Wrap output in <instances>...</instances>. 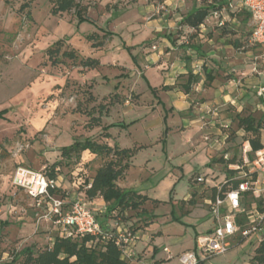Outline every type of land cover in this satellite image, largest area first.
<instances>
[{"label": "rangeland", "instance_id": "obj_1", "mask_svg": "<svg viewBox=\"0 0 264 264\" xmlns=\"http://www.w3.org/2000/svg\"><path fill=\"white\" fill-rule=\"evenodd\" d=\"M186 1V8L192 1L202 3V0ZM27 2L29 8L19 10ZM151 3L81 0L90 22L77 23L73 12L52 16L48 0H10L9 3L0 0V264L24 247L43 249L57 233L51 221L40 218L42 212L33 201L12 185L14 171L23 167L47 172L60 161L61 148L85 138L112 145L120 133L118 141L123 147H145L133 160L127 177L117 185L161 202L144 206L145 216H155L146 220L150 224L145 225L134 213L118 220L115 214L104 218V212H95L99 225L112 229L118 224L120 229L130 228L136 238L145 236L146 243L138 240L139 247L146 248L144 260L157 258L163 264H178V254L193 248L196 234L200 236L209 228L204 204L206 191L192 182L197 190L189 194L188 182L192 173H208L207 144L194 127L174 128L181 115L173 120L167 97H158V92L152 94L149 89L161 83L160 71L144 61V56L150 54L148 50L158 41L155 28L147 26L157 16L145 9ZM231 3L238 8L239 0ZM237 12L239 9L223 12L219 20L208 18L196 33L179 25L174 29V35L178 36L174 39L178 47L176 54L193 56L192 68L199 73L198 91H192L190 99L193 109L199 105L204 109L194 115L191 110L189 115L215 114L219 120L217 127L224 130L221 150L213 160L225 153L236 160L243 156L247 142L243 140V131L237 129L236 115L264 120V101L256 95L257 88L264 85V55L256 57L260 46L250 43V20L244 21V14ZM174 14L183 16L185 11L176 8ZM167 17L173 21L176 16L173 18L172 11ZM169 32L173 38V26L163 28L158 34ZM89 34H94L96 40L106 35L103 47L92 49L85 40ZM59 40L79 57L97 59L100 67L84 70L67 60L51 66L45 50ZM177 41L182 44L177 45ZM192 44L198 51L190 48ZM146 66L150 68L145 73ZM208 73L213 78L210 82L205 79ZM114 95L118 96L116 100ZM98 105L107 108L100 127L123 126L108 131L111 139L106 141L101 137L100 127L89 128L84 113L92 108L96 112ZM225 124L227 127H222ZM261 141L264 146V125ZM101 161L95 158L89 163L82 158L78 163L62 161L56 180L58 187L66 192L67 204L77 199L85 202L83 182L94 175ZM223 166L217 163L214 167L218 175L212 181L223 176L226 170ZM187 195L191 203L178 202L188 198ZM260 237L256 234L243 243H235L226 254L211 257L204 264H249Z\"/></svg>", "mask_w": 264, "mask_h": 264}, {"label": "trees", "instance_id": "obj_2", "mask_svg": "<svg viewBox=\"0 0 264 264\" xmlns=\"http://www.w3.org/2000/svg\"><path fill=\"white\" fill-rule=\"evenodd\" d=\"M231 1L232 0H202V3L198 7L192 8L182 16L179 22V28H184L196 33L214 12L223 13L230 11L229 4ZM4 2L9 3L10 0H4ZM48 2L51 5L50 14L52 16L73 12L77 23L83 21L90 22L85 15L87 8L81 4V0H48ZM29 5L30 3L27 2L23 4L19 10L23 12L29 8ZM237 13H240L239 15L244 14V21L250 20L249 15L245 11L239 10ZM26 15L28 17V13ZM105 37L106 35H103L101 40H96L94 34H89L85 37V40L90 43L92 49H99L103 47L104 40L107 38ZM193 37V35H190L189 38L193 39ZM190 48H194L195 51H198V47H194L193 44ZM45 54L51 66L54 67L66 60L76 64L84 70H95L100 67V62L97 59L89 57L81 58L74 49L68 46L64 48L63 40L55 42L50 48L45 50ZM205 79L210 82L213 78L208 73ZM198 80V76L188 73L183 86L185 92L188 93L191 85L196 84ZM149 89L152 94H156V88L149 87ZM161 90L166 91L167 88L162 87ZM113 98L116 100L118 96L114 95ZM89 99H91V97ZM94 111V108H92V110L84 112L88 117L90 129L100 127L101 118L103 114L107 112V108L104 105H98L96 112ZM234 119L237 123V129L243 131L245 134L243 140H245L250 147L251 151L249 153V158L252 159L257 151L264 149L261 141V131L264 120H256L250 115L245 117L236 115ZM113 128H123V126L121 124H110L100 127L101 137L105 141L111 139L108 131ZM231 138H234V133H231ZM143 148V146L135 145L124 148L120 147L115 142L110 145L107 142H99L92 138L74 140L70 146L60 149V161L52 164L50 168H48V171L43 174L48 179L56 180L58 168L62 165V161L78 163L82 154L88 152L90 155L94 156L95 159L102 160V164L95 170L94 175L90 179L83 182L82 189L84 191L83 197L86 199L85 202H92L94 199L100 198L105 204L104 218H109L112 214H115V219L119 220L124 219L123 215L127 213H134L136 216L143 219L145 225H149L150 221L147 222L146 220L153 219L155 216H145L144 206L147 203L159 205L161 202L150 199L146 195H141L132 190H123L117 185V182L124 179L129 171L131 160L138 151ZM235 161L236 157L233 156L226 164H233ZM211 163L225 164V161L223 158H220L218 160H211ZM227 173L231 172L227 171ZM211 191L215 193L214 189ZM51 194L60 198L67 204L66 192L61 187L52 190ZM181 203L184 204L183 202ZM188 203L191 202L189 201ZM94 217L96 219L95 215ZM100 227L101 233L96 236L59 237L56 234L52 237L51 243L43 249H36V247L32 245L24 247L19 252L13 254L9 258V261L5 260L3 264H128V260L122 257L120 247L116 245L118 236L117 230L118 228L120 229V227L114 226L112 229H109L106 225H100ZM121 230H126L132 236H135V232L130 228H121ZM204 262L205 261H199L198 264H204ZM161 263L162 261L153 264ZM249 264H264V239L259 241L254 247Z\"/></svg>", "mask_w": 264, "mask_h": 264}, {"label": "built area", "instance_id": "obj_3", "mask_svg": "<svg viewBox=\"0 0 264 264\" xmlns=\"http://www.w3.org/2000/svg\"><path fill=\"white\" fill-rule=\"evenodd\" d=\"M144 1L154 3L158 10L164 7L162 0ZM229 8L243 10L249 15L250 43L264 47V0H239L238 8H234L232 3ZM221 16L222 13L217 12L211 15L218 20ZM256 95L264 101V86L257 88ZM250 151L247 143L243 156L233 164H226L231 159L227 153L222 155L226 167L223 179L214 186L215 193L211 192L210 197L204 200L213 227L196 238L192 250L178 257V264H198L224 255L235 243H243L256 234L262 236L260 241L264 239V149L257 151L252 159L249 158ZM193 181L198 185L207 184L204 177H196ZM12 185L33 201L42 212L40 218L55 225L59 237L101 233L93 212L83 200L77 199L67 205L51 194L58 187L57 180L46 178L42 172L18 167L13 173ZM117 233L116 245L120 247L122 257L132 259L131 250L137 238L126 230L118 229ZM164 252L168 253V250L164 249Z\"/></svg>", "mask_w": 264, "mask_h": 264}, {"label": "crops", "instance_id": "obj_4", "mask_svg": "<svg viewBox=\"0 0 264 264\" xmlns=\"http://www.w3.org/2000/svg\"><path fill=\"white\" fill-rule=\"evenodd\" d=\"M187 2L188 1H186V0H164V7L162 10H158L154 3H151L152 6L145 8V9H147V11L155 12V14L157 15L155 19L148 22L147 26L152 27L153 29L155 28V30H153V31H154V33L157 34L155 37H158V39H157L158 41H157L156 46H152V48L150 50H148L150 52V54L144 56V61L149 63L150 66H154L156 68V70L160 71V73H161V83L154 88L157 89L158 97H159V95H164L167 97V102L169 104V108H172L171 110L173 111V114H171L173 120L176 121V119L179 117L178 115H181V118L179 120L180 125L175 124L173 127L176 128L177 126H179L180 130L181 129L189 130V129L194 127L195 132L200 133L201 138L207 144L205 152L208 153L207 160L209 161V164L205 167V169H208V173H201V174L192 173L188 178V182H189V186H190L189 194L192 193V195L195 193L194 191L197 190V185L191 184L192 182H194L193 180L196 177H204L206 179L207 184L201 186L202 189L206 188L205 191H206L207 196L204 198V200H205V199L210 197V194L212 192L211 190L214 189V186L217 183H219L220 181H222V179H223V176L219 175V178L216 181H212V179H214L216 177V175H218V174H216L215 169H214V167L217 166V163H215L212 166L211 160H213L215 155H217L218 151L221 150L220 142H222V140L224 139V133H223V130L220 129V127L219 128L217 127L219 120H218V118L215 117V114H214L215 110H208V112H211L212 114H214L212 116L208 115V114L206 116L203 114H200V115L196 114L198 116H194V117L192 115H189V112L191 110H193L192 113L194 115V113H198L199 111H202L204 108L201 107V105H199V108L195 110V109H193L194 107L191 106L193 104V100H191L190 97H191L192 91H196V92L198 91V86H199L198 82L194 85H191L188 93L185 92V90H184L185 88L183 87L185 84L188 73H192L193 75H196V76L199 75L198 71L192 68V67H194V63H192L193 62V56L192 57L189 56L188 53L186 55H183V56H178L176 54L178 47H176L174 45V39L178 37V36L174 35V33H175L174 29L176 27H178L179 22L182 18L181 15L174 14L175 9L180 8L181 10L185 11V14H186L192 8H196L199 6V4L196 1H192L190 7L186 8ZM172 11H173V18L176 16L175 19H173V21L167 19L168 18L167 15H169V13H171ZM205 22H208V19ZM172 26H173V38L171 37L170 32L167 35L158 34L162 31L163 28H166V27L172 28ZM201 27H204V25ZM187 31L189 32V30H187ZM181 44H182V42L177 41V45L180 46ZM182 49H184V48H182ZM256 50L258 51L255 54L256 57L259 56L261 53L264 55V47L260 46ZM152 51H154V52H152ZM168 57H170V58H168ZM150 66L145 67V73H146V69H149ZM178 78L179 79L183 78L184 81L179 82ZM198 78H199V76H198ZM162 87H166L167 90L162 91L161 90ZM203 104H205L204 106H207L209 103H203ZM163 106H165V104H163ZM224 123L225 122H223V124ZM222 127H227V124L223 125ZM110 130H113V129H110ZM121 135L122 134H120V133L117 134L118 139L121 138ZM112 138H114V137L112 136ZM118 139L113 141V142L117 143L120 147H123L120 143L121 141H118ZM124 148H126V147H124ZM140 151H138V153ZM138 153L135 155V157L138 155ZM91 156L92 155H90L88 152H85L82 154L81 158L84 159V161H86L85 163H89L92 161V159H94V156H92V158H90ZM135 157L131 160L130 169L132 167V162L135 159ZM130 169H129V171H130ZM129 171L127 172L125 178L127 177ZM124 179H122V180H124ZM141 195H146V194H141ZM146 196L149 197L148 195H146ZM189 197L190 196H188V198L184 197L181 201H178V202H183V203L187 202L188 203ZM149 198L156 200V199L151 198V197H149ZM157 201H159V200H157ZM86 205H87V208L90 209L94 215H95V212H98L101 214L103 212L105 213V204L103 203L102 199H100V198L94 199L92 202L86 203ZM205 210L207 211V208H205ZM207 214H208V211H207ZM206 217H208L207 222L209 223V228L205 232H203L201 235L207 233L213 227V224H212V221H211L209 214ZM116 226H118V225H116ZM149 230H150V227L147 229V231H149ZM158 233H159L158 235H160V236L162 235V233H160V232H158ZM196 237H198L197 234H196ZM51 240H52V238H49L50 243H51ZM138 240H140L142 243H144V242L146 243L148 241V239L145 236H143L142 234L137 237V240L134 242L132 250H131L133 258L127 261L128 264H131L132 262H137L138 264H153V263L159 262V261H162L161 264H163L164 261L157 259V258H152L149 261L144 260L143 256L146 253V248L139 247V245H138L139 241ZM194 244H195V242H194ZM193 248H194V246H193ZM193 248L186 249V250L182 251L181 253H179L178 255L180 256L184 252L190 251ZM164 253H166V252H164ZM177 262H178V259H177Z\"/></svg>", "mask_w": 264, "mask_h": 264}]
</instances>
